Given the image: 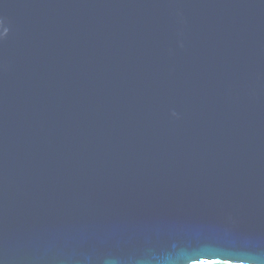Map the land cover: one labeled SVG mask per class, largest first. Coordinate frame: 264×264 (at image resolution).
I'll return each mask as SVG.
<instances>
[{
	"label": "water",
	"instance_id": "1",
	"mask_svg": "<svg viewBox=\"0 0 264 264\" xmlns=\"http://www.w3.org/2000/svg\"><path fill=\"white\" fill-rule=\"evenodd\" d=\"M0 264H264V0H0Z\"/></svg>",
	"mask_w": 264,
	"mask_h": 264
}]
</instances>
